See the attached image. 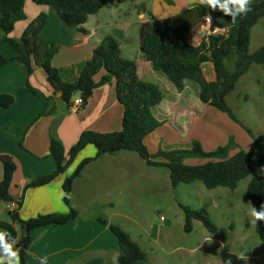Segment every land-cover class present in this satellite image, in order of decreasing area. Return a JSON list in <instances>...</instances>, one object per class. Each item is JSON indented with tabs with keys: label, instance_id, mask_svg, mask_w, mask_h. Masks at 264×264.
<instances>
[{
	"label": "trees",
	"instance_id": "1",
	"mask_svg": "<svg viewBox=\"0 0 264 264\" xmlns=\"http://www.w3.org/2000/svg\"><path fill=\"white\" fill-rule=\"evenodd\" d=\"M27 0H0V33L3 41L11 45L17 52L16 60L23 68L26 85L30 92L37 93L32 87L30 78L35 68H42L47 81L54 88L55 94L69 107L79 95L82 107L85 108L96 88L115 81L116 97L123 106L122 129L118 132L99 133L84 131L78 142L68 153L57 134L58 120H55L49 130V153L56 163L53 173L42 175L27 183L23 194L15 202L17 208L11 211L10 222H0V228L12 233L18 241L21 262L26 263V251L32 243L31 232L45 227L67 224L79 217V213L71 207V199L63 196V201L70 207L67 214H44L23 220L19 210L23 205L24 192L29 188L41 187L52 182L58 175L64 173L74 161L77 154L87 145L92 144L97 149L95 158L84 159L68 176L62 186L63 193H70L74 180L79 177L84 168L103 155H113L119 152H135L150 167H165L169 170L173 188L180 184L201 182L207 189L218 187L234 191L239 183L250 177L246 195L253 207L260 208L264 204V154L257 155V149L264 139L254 137L250 129L244 126L227 104L226 97L234 90L236 82L245 75L253 65L264 66V47L250 52L252 28L264 17V0H251V11L238 16L233 23L230 16L221 11L213 15L214 25L224 29L208 36L200 45L190 42L191 34L198 29L203 19L211 9L206 5L196 4L174 16L163 19H153L141 24L139 50L145 60L151 63L152 69L165 76L177 90L182 91L187 81L199 85V99L203 104L216 108L228 114L252 136L256 143L254 151L240 150L230 156L232 140L226 146L206 152L197 140H192L188 148L165 150L160 149L151 154L145 145V138L159 128L162 122L154 115L153 109L161 104L164 93L154 83L142 80L134 60L123 57L119 41L108 35L95 47L90 60L73 82L64 81L59 70L53 65L57 53L54 43L42 39L41 31L47 23V15L40 14L32 20L20 38L11 37L18 21L26 18L25 3ZM36 5L50 6L59 18L74 31L87 33L84 25L91 16L96 15L107 4L116 0H31ZM9 60H0V68ZM211 63L215 71V80H208L204 66ZM228 64H232L229 68ZM102 70L106 74L97 83L95 76ZM45 108L40 116L50 115L55 111L56 98H46ZM14 98L9 95L0 96V107L8 108ZM20 145L21 142H20ZM190 158L209 159L202 165H188ZM4 165V176L0 182V201L11 202L15 199L10 193L15 162L12 157L0 154ZM185 214V230L191 232L195 220L211 232L217 233L218 227L206 213L190 205L179 203ZM104 224L107 220L100 219ZM15 225L22 228L23 234L18 239ZM120 246L119 264H135L147 260V252L133 240L131 235L115 224H109ZM256 233L264 242V222L255 223ZM223 240H226L225 230H221ZM239 255L226 246L220 252L221 262L231 258L233 264H244L237 259Z\"/></svg>",
	"mask_w": 264,
	"mask_h": 264
},
{
	"label": "crops",
	"instance_id": "2",
	"mask_svg": "<svg viewBox=\"0 0 264 264\" xmlns=\"http://www.w3.org/2000/svg\"><path fill=\"white\" fill-rule=\"evenodd\" d=\"M100 11L94 15L98 21ZM25 14L26 18L16 23L11 37L20 38L32 20L40 14L47 15L41 37L57 46L52 63L66 82H73L78 77L86 62L91 59L95 47L104 37L112 35L104 31L101 24L91 26L90 19L84 25L87 33L71 30L52 7L36 5L31 0L25 3ZM139 19L135 29L138 42L122 43L114 37L120 43L123 57L137 63L139 77L144 81H147L146 78H153L169 93L153 109L162 125L145 138V145L151 154L160 149L188 148L192 140H197L194 135L197 126H206L203 118L214 111H209L210 106L200 101L197 83L187 81L185 88L179 91L166 77L155 72L151 63L143 58L139 50L140 27L149 20L145 19L143 13L139 14ZM16 56V50L3 41L0 33V60H9L0 68V96L9 95L14 98L13 104L8 108L0 107V154L12 157L15 162L10 187L14 201L22 196L27 183L42 175L51 174L56 169V163L49 153V130L55 120H58L57 134L68 158L70 148L78 142L84 131H121L124 112L116 97L114 80L96 88L85 108H69L60 99V94H55L45 71L37 67L30 78L37 93L30 92L22 66L16 60H11ZM203 69L208 80H215L211 63L206 64ZM207 70L209 75L206 74ZM105 74L106 71L102 70L95 76V82L98 83ZM194 93L198 97L193 98ZM49 96L56 98L55 111L50 115L40 116ZM212 131L214 134V129ZM96 154L95 146L87 145L67 170L52 182L27 189L19 210L20 218L27 220L44 214H67L70 207L63 201V183L84 159L95 158ZM159 168L148 166L135 152L106 154L89 163L74 180L71 190V207L79 213V217L64 225L33 230L25 264H40V258L45 256L48 264H112V256H120V246L109 224L123 228L142 248L144 244L141 240L144 236L148 241L158 240L160 236L157 227L137 218L143 216L144 208L131 201L135 199L134 195H152L158 192L159 188L155 184L160 179L157 174ZM3 176L4 165L0 161V182ZM171 188L169 175L164 189L169 191ZM10 214L11 208L7 202L0 201V222H10ZM100 219L107 220L108 224ZM15 227L20 239L22 228L19 225ZM138 227L142 232L133 230ZM135 264L148 262L140 260Z\"/></svg>",
	"mask_w": 264,
	"mask_h": 264
},
{
	"label": "rangeland",
	"instance_id": "3",
	"mask_svg": "<svg viewBox=\"0 0 264 264\" xmlns=\"http://www.w3.org/2000/svg\"><path fill=\"white\" fill-rule=\"evenodd\" d=\"M196 4H199V0H116L114 4H107L101 9L99 21L91 16L89 23L91 26L101 24L104 31L111 33L122 43L127 41L128 44H135L139 40L135 31L137 23L140 22L139 14L143 13L146 20L163 19ZM208 29L210 26L205 25L203 29L194 31L190 42L200 45L208 36ZM261 47H264V17L252 28L249 50L252 53ZM228 66L232 68V64ZM206 74L209 75L208 70ZM146 80L155 83L164 95L168 96V91L160 83L153 78ZM192 97L198 96L194 93ZM226 101L254 137L264 139V66L253 65L236 82ZM209 109L214 112L208 111L203 118L207 125L199 124L194 133L204 151L211 152L226 146L230 140L233 142L230 156L240 150L250 152L256 149L254 139L245 128L228 114L211 106ZM261 154H264V143L257 149V155ZM209 161L190 158L185 163L202 165ZM157 174L160 177L155 184L159 188L158 192L152 195H134L136 197L131 201L144 208L143 216L137 218L156 226L159 232L158 240L148 241L145 236L141 240L143 249L148 254L145 260L148 264H223L220 252L225 246L237 255L247 256L244 264H264V242L257 235L255 224L251 223L248 215L253 206L246 195L250 177L242 180L234 191L224 187L207 189L201 182L180 184L168 191L164 189V185L170 175L169 170L160 167ZM179 203L202 210L218 227V232L211 233L197 220L193 222L192 231L187 232L185 214ZM162 217L164 222L161 221ZM222 229L226 232L225 241ZM133 230L142 232L139 227Z\"/></svg>",
	"mask_w": 264,
	"mask_h": 264
},
{
	"label": "clouds",
	"instance_id": "4",
	"mask_svg": "<svg viewBox=\"0 0 264 264\" xmlns=\"http://www.w3.org/2000/svg\"><path fill=\"white\" fill-rule=\"evenodd\" d=\"M199 4L206 5L212 10L219 9L225 15L230 16L233 23L236 22L238 16L246 15L251 11V0H199ZM206 22L211 26V16H207ZM216 32L222 31L219 27ZM62 196L71 199L70 193H62ZM248 215L251 218V223L255 224L258 221L264 222V204L260 208L251 207ZM18 241L12 236V233L6 229H0V264H22L20 249L16 247ZM112 264H119V255L112 256ZM239 260H247L248 257L241 254L237 257ZM40 264H48V258L41 257ZM224 264H233L231 258L227 259Z\"/></svg>",
	"mask_w": 264,
	"mask_h": 264
},
{
	"label": "built area",
	"instance_id": "5",
	"mask_svg": "<svg viewBox=\"0 0 264 264\" xmlns=\"http://www.w3.org/2000/svg\"><path fill=\"white\" fill-rule=\"evenodd\" d=\"M209 16H211V26H210V29L207 30V35L210 36L211 34H214V33H217L215 31V29L218 27L216 25H214L213 23V16L208 14ZM207 15V16H208ZM207 16L203 19L202 23L199 25L198 29H203L205 25H208L207 22H206V18ZM220 28V27H219ZM222 31L220 32H223L224 29L220 28ZM197 30V29H196ZM206 30V29H205ZM192 35V34H191ZM208 36L205 38L207 39ZM193 44V43H192ZM195 45V44H193ZM83 102H82V99L81 97L78 95L74 100H73V104H72V107H80L82 106ZM7 205L9 208H11V211H13L14 209L17 208V203L15 201H11V202H7ZM161 220L163 221V217L161 218Z\"/></svg>",
	"mask_w": 264,
	"mask_h": 264
},
{
	"label": "water",
	"instance_id": "6",
	"mask_svg": "<svg viewBox=\"0 0 264 264\" xmlns=\"http://www.w3.org/2000/svg\"><path fill=\"white\" fill-rule=\"evenodd\" d=\"M210 14H212V15H213V14H214V12H213V11H210Z\"/></svg>",
	"mask_w": 264,
	"mask_h": 264
}]
</instances>
